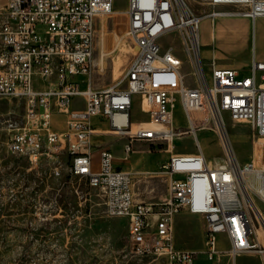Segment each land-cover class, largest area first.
<instances>
[{
	"label": "built area",
	"instance_id": "1",
	"mask_svg": "<svg viewBox=\"0 0 264 264\" xmlns=\"http://www.w3.org/2000/svg\"><path fill=\"white\" fill-rule=\"evenodd\" d=\"M196 1L239 7L234 16L250 22L264 17V0ZM113 2L0 0V100L24 103L19 119L3 121L8 152L36 165L43 155L58 158L65 151L68 173L102 191L106 215L127 219L136 254L166 264H195V250L174 240L175 216L187 210L204 218L209 260L220 254L222 234L233 259L258 253V264H264V225L250 203L254 195L264 205V59L256 57L252 46L248 75L213 60L205 72L198 45L202 17L187 0H127V35L135 56L117 82L97 88L92 81L96 26L101 16L112 13ZM168 31L181 37L192 86L186 84L188 75L173 47L158 42ZM136 98L145 120L131 121ZM177 107L185 124L175 123ZM223 111L251 125L258 147L249 161L239 163L226 147L220 133ZM56 114L64 116L63 130L54 128ZM94 118L105 120L107 128L93 123ZM201 130L216 133L222 157L212 161L205 156ZM107 133L127 136L123 160L137 141L170 151L157 171L167 176L163 200H135L132 173L115 165L111 147L97 143ZM183 135L192 137L195 152H173L174 139Z\"/></svg>",
	"mask_w": 264,
	"mask_h": 264
},
{
	"label": "rangeland",
	"instance_id": "2",
	"mask_svg": "<svg viewBox=\"0 0 264 264\" xmlns=\"http://www.w3.org/2000/svg\"><path fill=\"white\" fill-rule=\"evenodd\" d=\"M187 1L202 17L199 45L205 72L213 60L215 65L242 69L241 76L248 75L252 46L256 57L264 59V17L250 22L234 15L212 16L210 13L213 12L236 13L240 8ZM126 4L127 0H114L112 13L101 16L97 21L92 75L97 88L117 82L135 56L134 44L127 35ZM158 42L163 48L173 47L174 53L182 60V72L188 75L186 84L194 85L180 35L176 31H168L161 34ZM176 113L175 123L185 124L179 107ZM23 114V102L0 100V264H166L162 258L135 253L127 235V219L106 215L102 191L89 186L85 178L72 177L68 173L70 161L65 151L60 152L58 158L43 155L36 165L8 152L3 121L19 119ZM130 117L131 121L147 118L140 110L137 98ZM222 117L223 131L230 141L232 154L241 164L249 161L258 147L251 125L231 118L226 111L222 112ZM56 118L60 121L59 127L65 125L62 115ZM98 126L107 128V122L101 120ZM199 137L207 158L213 161L223 156L216 133L201 130ZM125 142L126 135L113 133H107L97 141L111 147L115 165L123 164L125 171L132 173L136 201L150 203L163 200L167 195V176L157 173V166L146 154L163 156L170 151H165L163 146L151 149V153L146 150V153L123 160L119 156ZM173 144L172 150L177 153L195 152L196 149L189 135L174 139ZM133 148L147 149L146 144L140 142H135ZM251 199L255 208L264 215L261 201L254 195ZM203 219L202 226L189 222L188 227L179 229L180 235L193 241L190 246L196 252L195 264H233L234 259L222 234L218 236L220 254L212 260L207 258ZM258 221L264 225L261 219ZM255 223L259 227L257 220ZM259 258L258 253H243L235 258L234 264H258Z\"/></svg>",
	"mask_w": 264,
	"mask_h": 264
},
{
	"label": "crops",
	"instance_id": "3",
	"mask_svg": "<svg viewBox=\"0 0 264 264\" xmlns=\"http://www.w3.org/2000/svg\"><path fill=\"white\" fill-rule=\"evenodd\" d=\"M220 16H227V15H220ZM222 67H224V66H222ZM226 67H229V66H226ZM57 116H60V114L54 115V118H53L54 119V128L56 130L60 131V130H63L65 128V125L64 126L62 125L61 127H59L60 124H58V123L60 121L57 120V118L55 119V117H57ZM63 118H64V116H63ZM92 122L95 124H98V122H100V121H98L97 119L94 118V119H92ZM140 143H142V142H140ZM146 147H147V149H145V148L144 149L134 148L133 152L129 155V157L138 156L139 154L146 153L147 151H149L151 153V148H148L147 144H146ZM164 150L168 151L165 148H164ZM169 155H170V153L168 155H163V156L156 154V153H151L150 156L148 154H146L147 158L149 157L151 160H153L154 166H157V171L160 168V165L162 163H164L169 158ZM119 158L123 159L122 158V150H121V154H120ZM122 165L123 164H118L117 166L124 169V166H122ZM136 172H139V171H136ZM200 216L201 215H198V214H192V213L188 212L187 210H183L182 212H180L178 215L175 216V219H174V240H175V243L177 246L192 249V247L190 245H191V243H193V241H191V239L189 240V238L186 236L180 235L179 229H185L186 227H188L189 222H194V223L197 222L202 226V220L201 219L203 217L201 216L202 217L201 218ZM203 222H204V219H203ZM176 230H178V231H176ZM234 261H235V259L233 260V264H234Z\"/></svg>",
	"mask_w": 264,
	"mask_h": 264
},
{
	"label": "bare ground",
	"instance_id": "4",
	"mask_svg": "<svg viewBox=\"0 0 264 264\" xmlns=\"http://www.w3.org/2000/svg\"><path fill=\"white\" fill-rule=\"evenodd\" d=\"M211 14H215V15H217V16H220V15H227V16H230V15H235V14H237V13H232V12H230V13H229V12H213V13H211ZM194 45H195V53H196V55H197V54H198V50H197L196 47L199 45V38H198V45H197V40H196V44H194ZM220 133L222 134V137H224V139H225V140H224V143H225L226 147L229 148V149H231L230 141H229V139H227V136H225L224 131H223V127H222V126H220ZM250 203H251V206L254 208V210H255V212H256V215L259 217V219H261L262 223L264 224V221L262 220L260 214L258 213L257 209L255 208V206H254L252 200H250Z\"/></svg>",
	"mask_w": 264,
	"mask_h": 264
}]
</instances>
